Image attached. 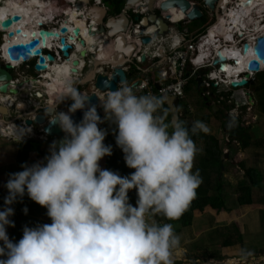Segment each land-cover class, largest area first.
<instances>
[{
	"label": "clouds",
	"instance_id": "1",
	"mask_svg": "<svg viewBox=\"0 0 264 264\" xmlns=\"http://www.w3.org/2000/svg\"><path fill=\"white\" fill-rule=\"evenodd\" d=\"M48 1H53L56 6L62 3L61 0ZM158 1L163 2V0ZM234 3L241 4H237L238 1ZM234 3L231 2L229 7L233 8ZM93 4L97 5L91 0V5ZM191 4L193 5L194 2ZM14 5L16 0H0V20L15 11ZM100 5L106 6L103 2ZM218 8L215 23L219 19V13H222L221 4ZM129 15L132 17V12ZM171 22L174 26L192 23L187 17ZM29 26L28 24V30ZM213 26L211 25L210 28ZM39 27V30L37 27L34 29L37 32L40 30L57 32L61 28L58 25ZM186 30L177 31L174 37L178 40L170 39L168 35L161 41L170 39V44L182 45L181 33ZM127 34L129 28L120 34L125 38L126 44L136 43L135 41L138 40L136 34H133L131 43L127 41ZM204 34L209 35L207 31L200 32L196 35V40L199 41ZM5 35L7 33L0 32L1 62L30 69L33 72L30 78H37V82L46 88V94L50 95L48 85L51 84V80L46 77L48 72L35 70V65L39 63L37 56L30 55L28 60L24 61L20 58L17 62L10 61L4 56L5 43L1 40L3 37L6 38ZM221 37L225 40L222 33ZM97 38L98 36L94 39L95 45L88 50L95 55L92 60L86 57L82 61L75 53L70 52L71 60L80 63L76 67L77 73L87 77L83 80L85 83L81 90H79L80 81L73 79L71 65L52 67V64H48L49 68H53V73H58V91L53 96L50 95L53 100L52 106L58 105V108L48 111L50 115L47 122L58 126L64 136L58 142L53 141L50 144L48 155L44 157L43 162L22 164L21 171L9 174L5 183V188L8 190L4 197L5 207L0 210V242H2L0 264H176V261L184 257L186 250L181 246L180 237L174 232L172 224L148 223L145 216L162 214L170 221L179 219L195 198L196 189L202 181L199 170L193 171V160L199 149L192 136L198 132L207 133L209 129L200 120L193 121L191 128L185 127L180 121H167L166 110L162 109L164 97L151 93L137 94L129 85L141 79L137 66L134 65L138 64L134 56L136 53L142 60L139 67L146 69L144 67L146 62L140 55L146 52V49L135 52L130 60L121 58V54L116 50L111 60H102L95 52L100 51L96 45ZM243 38L245 37H236V41L240 44L235 45H238L240 53L243 44L248 41ZM159 42L157 41L149 49L151 56L146 55V59L159 61V58L153 57L155 45ZM229 46L232 48L233 45ZM203 47L211 49L207 42L203 43ZM41 50L45 58L52 54L59 61L57 63L66 64L67 58H64L58 42L55 46L53 43L52 47ZM196 54L205 56L199 43ZM212 55H214L213 50ZM214 57L215 62L218 58L215 55ZM124 58L126 61L121 63ZM33 60L34 64L31 66ZM95 62H97L98 76L103 75L111 79L117 68H121L126 74L125 82L114 91H106L108 93L102 100L97 92H105L96 89L94 82H90L93 79L92 75L88 77V69ZM233 63L226 61V64ZM126 65L131 66L128 72L123 69ZM100 66L104 70L106 66L109 68L114 66V71L108 70V74H100L98 71ZM83 68L87 69V72H83ZM133 68L136 71H133ZM218 70L223 71L217 65V68L206 69V74L202 72L199 74H203V80L206 77L209 79L211 75H218ZM262 70L253 73L257 75ZM245 74L241 73L238 77L248 80L249 84L251 76L248 79ZM238 77L234 80L240 81ZM219 78L228 82L227 85L223 83L222 89L226 93L232 92L231 96L238 101L236 91L231 88V81L224 79L226 76L221 75ZM212 89L211 92L207 91L210 92V96L201 93L200 96L204 99L208 98L210 104L213 102L216 104L217 99L213 96ZM243 92V99H248L245 91ZM90 94L97 96L98 105L86 96ZM60 104H63V107H60ZM97 108L101 109L99 111L101 115L103 111V117L98 114ZM77 110L82 112V118L79 122H74L70 114ZM105 122L114 126L112 131L115 144L121 149L126 166L134 169L126 176L100 167L99 161L104 156L112 154V145L104 143L108 133L99 127ZM24 134L25 132L18 135L17 142L23 139ZM133 188L137 196L135 206L129 203L128 197L129 190ZM25 193L32 201L46 208V215L51 222L37 224L35 227L25 226L22 237L13 242L6 231V226H14V222L9 219L14 212L10 205L18 198H22ZM23 211L26 213L27 208Z\"/></svg>",
	"mask_w": 264,
	"mask_h": 264
},
{
	"label": "water",
	"instance_id": "2",
	"mask_svg": "<svg viewBox=\"0 0 264 264\" xmlns=\"http://www.w3.org/2000/svg\"><path fill=\"white\" fill-rule=\"evenodd\" d=\"M77 1L78 3L75 4V9L82 13L86 25L90 29V38L95 39L98 35L105 33L109 38H113L116 36L115 50L121 54V58L125 57L127 60H130L135 52L141 51L143 49H151V47L157 41H161L171 33L170 26L172 24V18L170 11L172 9H178L183 12V14H185V16L190 22L200 21L202 20L204 15L200 6H197L196 4L192 5L188 0H163V2H159L158 0H127L123 11L118 17L111 15L110 9L104 5H91V0ZM203 1L207 9L214 11L217 15V13L219 12L218 6L221 4L222 0ZM62 4L65 5L63 1ZM85 6L87 7L86 9ZM133 11H136V13H134L131 17L129 13H133ZM24 17L25 16L23 15L14 14L3 21L1 20V27L5 32L8 33V31H10L13 25L23 23V20L25 19ZM131 22L138 23L140 26V34L135 36L136 39L138 38V41L140 42L136 41V43L126 44L125 38L120 34L127 31ZM94 23L98 26V30L96 32L92 31V25ZM41 25L42 24L40 23V26ZM14 35L24 36L25 33L20 28H18L15 32H9L8 34V36L12 38L14 37ZM30 36L33 38V40L27 44L21 43L7 47L6 55L8 56L10 61L17 62L20 58L26 61L29 59L30 55L37 56L39 59V63L35 65V70L48 72L46 77L49 78V80H51L52 82L58 74L53 73V68H49V63L52 64V67L71 65L73 67L71 71L77 72L76 67H78L80 63L77 60H71L69 50L72 46H70V44L66 42L65 37L68 36L69 42L72 41L85 47L87 40L84 37L81 28L77 27L73 29L71 33L69 29L63 25L57 32L48 30H40L39 32H37V30H34L31 32ZM53 40H59L58 43L62 47L61 52L64 58H67L66 64H64V62L61 64L57 63L59 61H57V59L52 54L47 55L46 58L42 55V50L41 48H39L40 42L42 47H47ZM1 42L5 43L4 37L2 38ZM104 43L106 44L108 42L105 41ZM241 52L244 61H246V58L249 57V61L247 63V70H249L250 72L259 71L260 63L264 65V34L262 36L257 37L255 43L253 44H250L249 40L246 41L242 46ZM85 54L86 53L84 51L80 52V56L82 58H85ZM148 54L149 56H151V53L149 51L143 52L142 59L145 60L146 55ZM253 55L255 56V58L250 59V57H252ZM125 58L123 59L122 63L126 61ZM95 64H97V62H95ZM214 64L219 65L222 69L223 66H225L226 64V60L225 58L221 57L217 59ZM96 67L97 65H95V69ZM10 71H12L11 66L8 64H2L0 60V83L6 82V84L0 85V93L1 95H3L4 98L9 96L7 94L8 83L13 78ZM201 75L202 74H199L196 77V83L198 91L201 92L202 95H204V93L207 92L208 89L204 84H202L203 78L201 77ZM245 77L249 79L250 74L246 73ZM155 79L157 81L160 79L159 72L155 73ZM125 80V72L121 68H117L112 74L111 79H109V77L107 76L99 75L96 79H92L90 82H94L96 89L106 92L118 89V82L123 83L125 82ZM27 81L31 82L32 84H38L37 78H29L27 79ZM248 82L249 81L246 79H242L240 82L234 80L231 82V88H242L246 86ZM156 87L159 88V84H156ZM212 87L216 88V85L212 84ZM17 92L18 91L15 89L9 90L10 94H17ZM38 96L40 97L41 95L38 94ZM86 96H88L93 103H96L98 105V98L95 94H90ZM247 97L249 98V101L253 103L252 94L247 93ZM204 101L208 106L211 105L213 110L217 109V105L210 104L208 98H205ZM70 103L71 101L69 102V104ZM166 105L168 106V108L170 109V113L172 114L171 121H179V100H177L175 97L169 96L166 98ZM49 107L40 110V113L37 114L34 118L35 123L38 125H44L43 130L45 134L49 136L52 142H58L60 139H62L64 133L59 129L58 126L51 125L49 122H47V119H49L50 115L48 111L52 109L57 110L58 105ZM13 108L14 107L5 108L1 106V114L7 115L8 111ZM98 114L102 117L99 111ZM70 115L72 116L74 122H79L82 118V112L80 110H77V112ZM232 121V118H228V124L225 125V130L227 132L229 125L232 123ZM31 123V120L27 121V124L30 125ZM225 156L226 158L228 157L227 153L225 154Z\"/></svg>",
	"mask_w": 264,
	"mask_h": 264
},
{
	"label": "trees",
	"instance_id": "3",
	"mask_svg": "<svg viewBox=\"0 0 264 264\" xmlns=\"http://www.w3.org/2000/svg\"><path fill=\"white\" fill-rule=\"evenodd\" d=\"M102 2L106 5V7L110 9L111 15L118 16L123 11L127 0H102ZM202 20L197 21L198 24ZM133 71H136V69L133 68ZM256 77L258 78L260 84H256V85L248 84L247 87L253 89V93L256 95L257 98V105L260 109V112L264 115V72L257 74ZM191 82L194 84L195 81L191 80ZM187 87L188 85L186 86V89ZM198 93L200 94L199 91ZM212 94L213 96H215V99H218L220 96H224V101L221 102V104L223 105V108H225L226 110H232L234 108V106H231L232 104H229L228 102L231 98L232 92L218 94V89L213 88ZM202 100L205 107H207V104L204 101V97H202ZM220 105H218V107ZM162 109L166 110L167 113L166 120L167 119L169 120V118L172 116L169 108L166 105V99L162 106ZM183 111L185 115L189 114V110L186 105ZM222 114H223L222 108H219V111L215 113L216 116ZM182 123L184 124L185 127L191 128L192 124H186L184 122ZM99 127L105 129L108 133L105 137L104 143L106 145L107 144L112 145V154L105 156L106 157L105 169H109L114 172H117L121 176H126L129 173L133 172L134 169H131L126 166L123 159V153L121 149L117 147L115 144L114 133L112 131V128L114 126L105 122L100 124ZM240 127L241 126L239 125L238 120L234 121V125L232 124L231 126H229V132H228L229 142L226 143V146L231 151H233V153L238 149L232 146L234 143L236 142L239 143L241 149L243 150L249 148L251 144L252 138L250 133H248V130ZM192 139L195 141V144L199 143L200 141L201 143H203V147H204L203 148L204 152H202V157L200 159V162L198 163L197 167L193 169V171H196L197 169L199 170V175L201 177L202 182L200 183L199 187L196 189L195 198L183 211L179 219L170 221L163 216L165 222L177 224L183 228L192 227L193 216L197 211L203 212V210L208 206L218 211L226 208V199L223 197V187L219 181V178L221 177L220 176L221 168L224 166L223 164L225 158L224 148L220 145V141L215 136L203 132H198L196 135L192 136ZM39 143L36 141H32L20 145L22 149H20L16 157L15 172L22 170L21 167L22 164L31 165L36 162H43L44 157L48 155V153L41 151L42 149L39 151L38 146H41V144ZM35 144H38V146H35ZM35 150L37 151L36 154L31 155V153ZM247 173L248 176L250 177L249 185L244 184L238 188L240 192V195L238 196V204L240 206H248V205H252L253 203L251 199V185H256V180H254L255 176L252 177L251 170H248ZM212 175L216 176V182L212 180ZM8 178L9 175L6 178L5 182H3L2 184L0 183V210H2L5 207L4 197L8 193V190L5 188V183L8 180ZM129 203L135 206V203L133 202H129ZM10 207L13 208L14 212L13 215L9 217V219L14 222V226H6V231L9 236V239L12 240L13 242L18 241L22 237L23 228L25 226L35 227L37 224H44L51 222L50 218L46 215V208L32 201L27 196L26 193L22 198H18L16 202L11 204ZM25 208H27L26 213L23 211V209ZM160 222L161 221H157V224H161ZM222 235L223 238L224 236H226L225 246L231 247L234 243L233 240L234 233L228 231L227 235H224V233H222ZM240 237L241 235L239 236V238ZM211 240L213 241V239ZM200 249L206 251L205 256L211 257L210 255H208V251H209L208 248H204V244L200 247ZM211 255L212 257L215 256L214 253H212ZM218 256L219 255L215 257Z\"/></svg>",
	"mask_w": 264,
	"mask_h": 264
},
{
	"label": "crops",
	"instance_id": "4",
	"mask_svg": "<svg viewBox=\"0 0 264 264\" xmlns=\"http://www.w3.org/2000/svg\"><path fill=\"white\" fill-rule=\"evenodd\" d=\"M240 1H238L237 4H239ZM231 5V4H229ZM241 5V4H240ZM217 19V18H216ZM215 18L212 19L210 17V19L208 21H206V23H199L195 26V23H183L180 24L178 26H172V30L171 33L169 34L170 39L171 38H175L176 40L178 38L174 37V34L176 35L177 31H182L183 29H187L190 32V36L191 37H196L197 34H199L200 32H205L207 31L209 34L212 32L213 29H215L217 26H219V19L216 21V23L214 22V20H216ZM175 22V21H174ZM211 25H214L213 27L210 28ZM36 28V27H34ZM215 36L217 37L219 34L218 33H214ZM221 36V34H220ZM209 38V35H208ZM170 39H168L166 41V43H171ZM175 40V41H176ZM172 41V40H171ZM55 44H57V42H54V46ZM97 45V44H96ZM235 46V45H233ZM232 48H235L233 47ZM237 50H239L238 48H235ZM234 50V49H233ZM145 64L144 67L148 68L150 65V60L145 59ZM159 61L156 60H151V63L155 65V63H158ZM18 73L21 72H25L27 71V73H30V71H28L27 67H20V69L18 70ZM198 76V75H197ZM196 76V77H197ZM203 76V74L201 75V77ZM196 77L192 78L191 80L195 81L194 84L196 83ZM26 78V77H25ZM191 80L188 83V87L187 89H185V94H187L190 90L191 87L196 88L197 89V83L193 86L191 85ZM76 86V84H75ZM56 87V86H55ZM57 88V87H56ZM249 88V87H246ZM251 90H253L251 88ZM198 91V89H197ZM208 91L211 92V90L209 89ZM241 91H245V89H241ZM201 93V92H200ZM189 94V93H188ZM199 94V93H198ZM50 95H54V93H50ZM200 96V94H199ZM239 98H236L238 100L243 99L242 94L240 96H238ZM202 98V97H201ZM166 99V98H165ZM52 105V104H50ZM168 107V106H167ZM210 106L207 105L206 108H208ZM201 109V111H203L205 108H198ZM170 110V109H169ZM188 110H191L192 112V108L191 106L188 107ZM180 109L178 108V114L180 113ZM181 115V113H180ZM172 116V114H171ZM172 117L169 118V120L167 119V121H171ZM218 120H221L220 118ZM179 121H181L180 116H179ZM259 123H263L262 120ZM207 126V128L209 129V132H207L206 134L209 135H213L216 137L217 133L216 131L211 132V126H210V122H207L205 124ZM217 128H219V126H217ZM219 135H221V130L220 128L217 129ZM225 130V129H224ZM169 131H171V128H169ZM256 131V130H255ZM261 133L264 135V127L260 129ZM229 132V131H228ZM228 132L225 131V145L223 147L224 148V153L228 155V157L224 158L223 164L224 166L221 168V174H220V184L223 187V197L226 199V208L222 209L220 211L215 210L211 207H207L203 210V212H195L194 216H193V223H192V227L190 228H183L180 227L177 224H172L173 230L176 234L179 235L180 237V242H181V246L183 248L186 247L187 242L189 243H194L197 239L199 240L200 237H202V243L204 244V248H208V255L209 256H205L206 251L205 250H201V252H203L202 256H198V254H194V255H185L184 260H178L176 261V264H184L183 261H185V263L188 264H207V261H211L212 263L215 262H222L224 260H226L227 254L232 250V248H236L238 246H242L245 244V229H246V225H241L240 223H243L241 220H237L245 211H243L244 209L250 208V206H255L257 205V203H259L260 200L264 199V196L262 198H260L259 200H256V203L254 201V190H258V187L260 186H264V182L262 181V178H260V176H264V144H262L258 139H251V144L250 147L243 150L240 149L239 151H235L233 153V151H231L227 146L226 143L229 142V136H228ZM222 137V135H221ZM224 137H222L221 139H223ZM264 137V136H263ZM5 142H11L8 140H4ZM43 142V141H42ZM12 144H15L14 149L17 150V155L20 151V149H22L20 147V145L26 142H11ZM264 143V140H263ZM200 144H203L199 141V143L196 144L197 148L199 149V151L196 153L195 158L193 160V169L197 167L198 163L200 162V159L202 157V152H204L203 150V146H200ZM19 145V147H18ZM236 147L240 146L239 143L236 142ZM263 146V147H262ZM43 151V150H42ZM7 153V150L5 151ZM36 150L33 151L31 153V155H35L36 154ZM251 154H248V153ZM9 153V152H8ZM232 155V162L233 165H237V170H234L235 168L232 167L231 171H228L229 168V155ZM0 155L2 156L0 159V164L3 163L5 161V166H2V164L0 165V183L2 184L3 182H5L6 178L8 177V175L10 173H13L16 171V158L15 160L13 159L12 162V166L8 168V162L6 160V156H4L5 154L1 153L0 151ZM16 155V157H17ZM100 167L105 169L106 166V157L104 156L100 161H99ZM11 169V171L6 172V170ZM251 170L252 173V177L255 176L254 180H256V185H251V199H252V205H248V206H240L238 204V198H234V196L236 195V192H239L238 188L241 187L242 185L246 184L249 185L250 183V177L248 176L247 171ZM256 172V173H255ZM259 176V177H258ZM249 177V178H248ZM258 177V178H257ZM260 178V180H258ZM212 180L214 182H216V176L212 175ZM230 188V189H229ZM261 189V187L259 188V190ZM232 191V192H230ZM227 192V195H226ZM240 193V192H239ZM128 197H129V202H136L137 196L135 194V189H131L128 192ZM228 200H234L233 206H231V208H229V206L227 205ZM233 202V201H232ZM237 205H239V208H241L240 210H232L234 209L233 207H236ZM264 213V211L260 212V215ZM152 219V221H151ZM155 221V222H154ZM157 221H161L160 223H167L165 222V219L163 217L162 214H156L154 216V218H150L149 219V223H156ZM257 224H252L251 230H256ZM228 231L234 233V244L231 247L225 246L226 244V236H224V238L222 237V233H224V235H227ZM221 232V233H219ZM238 234V235H237ZM208 235V237H207ZM241 235V237L239 238V236ZM244 235V236H243ZM213 238H212V237ZM213 239V241L211 240ZM184 240V241H183ZM240 244V245H238ZM243 247V246H242ZM196 248V247H194ZM235 251L237 252L238 249H235ZM190 252V250H189ZM186 253V252H185ZM212 253H214L215 256L219 255L218 257H212ZM253 253V252H252ZM238 254V253H236ZM234 257V256H233ZM255 259V257L253 258Z\"/></svg>",
	"mask_w": 264,
	"mask_h": 264
},
{
	"label": "bare ground",
	"instance_id": "5",
	"mask_svg": "<svg viewBox=\"0 0 264 264\" xmlns=\"http://www.w3.org/2000/svg\"><path fill=\"white\" fill-rule=\"evenodd\" d=\"M45 1L46 0L44 1L22 0L21 2H19L16 0V5H14L15 13L14 12L11 14L9 13L7 17L8 16L10 17L14 14H19V15L25 16L24 17L25 19L23 20V23L13 25L15 29L14 31L11 30L13 27L10 29V31H8L5 40L12 39L13 43L9 42L7 45H5L4 47H6V50L8 46L17 45L21 43L27 44L28 42H30V40H32L31 36L28 38H21L22 36H17V35H14L13 38L8 36L9 32H15L18 28H20L22 31H27L30 34H31V31L35 30V29L31 30L32 20L30 17V13L34 14V16L37 17V19H42V18L51 16L49 20H46L47 22L44 24L45 26H53V25L63 26L64 25L69 29L71 33L73 29L77 27L81 28L83 35L87 40L86 41L87 43L85 47L79 44H75L76 50L80 51L83 48H86L87 50H91L92 47L95 45V43H93L92 41L93 39H91L89 36L90 29L86 25L83 15L79 16V13L81 12L78 13L75 9V4H77L78 1L77 0H61L63 1V3H65V6L62 3L60 4L58 3V5L56 6L53 1H48V0L46 2ZM58 1L59 0H57V2ZM235 1L236 2L240 1L241 5H236L234 3ZM44 2L46 3V5ZM231 2L234 3V8L236 9V11L229 7V4ZM20 3H22L23 5H20ZM48 6H49V10H47ZM221 6L223 7V10H222L224 12L223 14L229 12L230 17L233 19V22L230 20H225L224 18L221 19L219 17V24H218L219 26L213 29L212 32L209 34V38H208L209 41L207 45H209L210 48L213 50L216 58L219 59L222 57V58H225L226 61L234 62L233 64H225V66H223L222 69L224 72L221 71V75L223 77L226 76V78L224 79H229L232 82L234 81L235 77H238L239 74L241 73H247V74H250L251 77H253L254 73H251L250 71L247 70V63L249 61V57H247L246 61H244L242 57V52L240 53V50L235 49V48H238L237 47L238 45L236 46L235 44L236 43L240 44L238 41H236V37L238 36L245 37V38L248 37L246 39L245 38L243 39L250 40L249 41L250 44H253L255 43L257 37L262 36L264 34V0H252V1L251 0H222ZM43 9H44L43 14L42 15L39 14V12H41ZM175 10H178V9H172L170 11L173 22L183 20L186 17L185 14H183V12H181L180 10H178V12L174 14ZM56 11H59L61 13L57 14L55 13ZM37 19L35 23L40 26V23L42 24V22ZM1 22L2 21L0 20V29L2 28ZM66 23H69V25H67ZM28 24L30 25L29 30L27 28ZM93 25H95V27L92 29V31L96 32L97 31L96 24L94 23ZM39 26L37 27V29L40 28ZM85 28L88 31L86 32V35L84 32ZM214 33H218L219 36L216 37ZM221 33L224 35L225 40L222 39V37L220 36ZM65 38H66V42H69L68 36H66ZM88 41H91L93 44H89ZM101 41L97 42V46L100 49V51L99 52L95 51V52L98 53L97 55L101 56L102 60H111L108 58L109 55L110 56L112 55V57H114L116 53L113 44L111 43V44L106 45ZM54 42H59V40L51 41V45H48L47 47H42L41 42H40L39 48H45V49L50 48L53 46ZM70 42L73 43L72 41ZM229 45H235L233 46L235 48H231ZM6 50H4V54H5V57L8 59V56L6 55ZM83 51L85 52V50ZM252 58H255V56L253 55L252 57H250V59ZM70 69L72 68L70 67ZM262 69H264V65L260 63L259 71H261ZM71 73L72 75H78L77 72L71 71ZM216 76L217 78H219L218 75ZM56 78H54L53 82L51 81V84L48 85L50 93H56L58 91V85H57ZM97 109L98 111H101V109L99 108Z\"/></svg>",
	"mask_w": 264,
	"mask_h": 264
},
{
	"label": "rangeland",
	"instance_id": "6",
	"mask_svg": "<svg viewBox=\"0 0 264 264\" xmlns=\"http://www.w3.org/2000/svg\"><path fill=\"white\" fill-rule=\"evenodd\" d=\"M44 1V0H41ZM47 1V0H46ZM45 1V2H46ZM44 2V3H45ZM20 5H23L22 3H20ZM46 5V3H45ZM45 9V8H44ZM44 9L39 12V14H43ZM47 10H49V6L47 8ZM77 11V10H76ZM229 11V10H227ZM79 13V11H77ZM178 10H175L174 14L177 13ZM13 13V12H12ZM15 13V12H14ZM11 14V13H10ZM82 15V13H79V16ZM30 17L32 20V28L31 30L34 29V27H38L39 25H37L35 23L37 17L34 16V14L30 13ZM51 16H48L46 18H42V19H37L40 20L42 22V24L44 25L47 21L49 20ZM219 17L221 19H225V20H230L233 22V19L230 17L229 12L223 14L219 13ZM41 18V17H40ZM231 18V19H230ZM209 20V19H208ZM77 22V21H76ZM67 25H69V23H66ZM198 24V22L195 23V26ZM95 25H92V28H94ZM11 30H15L14 27ZM58 31V30H57ZM25 33V35L21 38H28V32L27 31H23ZM85 35L86 32H88L85 29ZM8 41V42H7ZM93 43H95V40H92ZM9 42H12V39H6L5 40V45H7ZM89 44H93L91 41H88ZM4 50H6V47H3ZM109 59L113 58L112 55L108 57ZM34 64V60L30 63V65L32 66ZM88 69V66H87ZM86 69V70H87ZM264 69L262 70L263 73ZM73 79H77L79 81H83L85 78L82 76L79 72L78 75H72ZM89 77V76H88ZM249 84H260L258 81V78L255 76L253 79H250V83ZM191 85L193 86V83H191ZM247 86H245L244 88H239V89H234L236 91V96H240L241 94H244L243 91H241V89H245V93H251L253 96V103H251L249 101V98L247 99H241L238 100L235 103V100L232 99V102L229 104H232L231 106H234V108L232 110H226L225 108H223V105L221 104H217L220 105L219 107H217V109L213 110L212 107L206 108L205 105L203 104V100L201 98V96H199L198 91L196 90V88L193 89V87H191V90L185 94V99L182 102L181 106L185 107V105L187 107L191 106L192 108V112L191 110H189V114L185 115L184 111H181V115L179 113L180 119L181 121H183L186 124H192L193 121L195 120H200L202 122H204L205 124L207 122H210V126H211V132L216 131L217 135L216 138L220 141V145L223 147L225 144V125L228 124V118H232L233 119V123H231L229 126H231L232 124L234 125V121L239 122V125L248 130V133H250L252 140L253 139H258L262 144L263 140H264V135L261 133L260 129L264 127V115L260 112V109L257 105V98L256 95L253 93V90H251V88H246ZM226 88V87H223ZM212 104H215V102H213ZM243 105V107H242ZM205 108L203 111H201V109L198 108ZM219 108L223 109V114L222 115H215L216 112L219 111ZM221 120H218V119ZM262 120L263 123H259ZM217 126H219L221 132L222 137H224L223 139H221V135H219V133L217 132L219 128H217ZM240 127V128H241ZM256 130V131H255ZM209 132V131H208ZM48 143V141H43L41 143V146H38V144H35V146H38L39 151L42 149L43 152H49V146H47L46 144ZM236 143H234L232 146L235 148H238L236 151H239L241 149L240 146L235 145ZM15 144H12L11 142H5L4 139L0 138V151L1 153L5 154L4 156L7 155L6 160L8 162V168L12 166V162L13 159L15 160L16 155H17V150L14 149ZM200 146H203V144H200ZM231 146V148H232ZM19 147V145H18ZM21 147V146H20ZM263 147V146H262ZM225 148V147H223ZM234 149V148H233ZM7 150V153L5 152ZM41 150V151H42ZM9 152V153H8ZM248 154H251L250 152ZM1 155H0V159H1ZM232 155L230 153L228 162H229V168L228 171H231V168L234 167V170H237V165H233L232 162ZM2 166H5V161L3 163H1ZM0 164V165H1ZM232 166V167H231ZM7 168V169H8ZM11 171V169L6 170V172ZM259 177V176H258ZM257 177V178H258ZM260 178H262V181L264 182V176H260ZM260 178L258 180H260ZM261 187V189L259 190V188ZM258 187V190H254V201L256 203V200H259L260 198H262L264 196V188L262 186ZM230 189V188H229ZM232 192V191H230ZM227 195V192H226ZM240 195L239 192H236V195L234 196L235 200L236 198H238V196ZM233 201V202H232ZM234 200H228L227 205L229 206V208H231V206H233ZM234 210H240L241 208H239V205H237L236 207H233ZM243 211H245L237 220H241L243 223H240L241 225H246V235H245V244L242 246H238L236 248H232L233 251L229 252L227 254V259L222 261V262H215L212 263L211 261H207V264H264V213H262L260 215L261 211H264V199L260 200L259 203H257V205L255 206H250V208L244 209ZM154 218V217H153ZM152 221V219H151ZM155 222V221H154ZM157 223V222H156ZM252 224H257L256 230H251ZM244 236V235H243ZM208 237V235H207ZM184 241V240H183ZM186 247L184 248L186 250L185 255H194V254H198V256H202L203 252H201L200 247L203 245L202 243V237L199 238V240L197 239L194 243H185ZM234 244V243H233ZM240 245V244H238ZM196 247V248H194ZM235 249H238V251L236 252ZM190 250V252H189ZM253 252V253H252ZM238 253V254H236ZM234 256V257H233ZM184 257L182 260H184ZM255 257V259H253ZM184 264H188L185 263V261H183Z\"/></svg>",
	"mask_w": 264,
	"mask_h": 264
},
{
	"label": "built area",
	"instance_id": "7",
	"mask_svg": "<svg viewBox=\"0 0 264 264\" xmlns=\"http://www.w3.org/2000/svg\"><path fill=\"white\" fill-rule=\"evenodd\" d=\"M93 2L97 5L102 4L101 0H93ZM134 13H136V11H133L132 15ZM139 29H140L139 24L131 22L129 26V34L126 35L128 43L133 42V39H132L133 34L139 35ZM0 31L5 32L2 28L0 29ZM181 38H182L181 41L183 42L182 45L169 44V43H166V40H163L157 43L155 45L156 50L154 52L153 57L155 59L159 58L160 62L155 63L154 65L151 63V59H149L150 65L146 69L139 67L140 66L139 64H142V60H141V57L138 56L136 53L134 56L137 59L138 64H134V65L137 66L138 74L140 75L141 79L137 80L134 83H129V85L133 87V90L136 91L137 94L151 93L153 95L161 96L164 98H167L169 96L175 97L180 102V105H179L180 111H183L184 107H182L181 104L185 99V89L189 81L192 78L196 77L197 74L201 72L206 74L205 71L209 67L217 68V65L214 64L215 57L214 55H212V50L209 49L208 47H203V43L204 42L208 43L209 41L207 34H204L203 36H201L199 38V41H197L196 38H192L190 36V33L186 30L181 33ZM198 43L201 46L202 51H204L205 56L201 57L199 54L195 55V51H196ZM147 51H149V49H146V52ZM208 56L210 57L208 58ZM130 63L133 64L132 62ZM101 66H104V65H101ZM101 66L98 69L100 74H103V73L108 74L107 72L108 70L111 72L114 71V66H111V68L106 66L105 70ZM130 68H131L130 65H126L123 69L126 72H128ZM156 72L160 73V79L158 81L155 79ZM109 75L111 76V73ZM255 75L256 74L254 73L251 79H253ZM90 76L91 75H89V77ZM218 76H221L220 70H218ZM241 79L242 78H239V80ZM83 83L84 82H82V84ZM223 83H225V85L228 84V82H226L225 80H222L220 78H217V76H212V75L209 79H207L206 77L202 81V84H204L207 89L213 88L212 84H215L216 88H218V94L226 93L225 90L222 89L221 87ZM121 84L122 83H118V87H120ZM156 84H159V88L156 87ZM97 93L100 95L101 100H102L108 92L100 93L98 91ZM210 95H211L210 92H206L204 94V96H210ZM232 99L235 100L234 96H231L228 102L231 103ZM223 101H224V96H220L217 99L216 104H221V102ZM236 101L237 100H235V102ZM102 117H103V111H102ZM41 131L43 134H41L39 139L49 141L48 139L49 137L45 135L43 127ZM135 194H136V190H135ZM154 216L155 215L148 214L145 216V219L149 223V219Z\"/></svg>",
	"mask_w": 264,
	"mask_h": 264
},
{
	"label": "flooded vegetation",
	"instance_id": "8",
	"mask_svg": "<svg viewBox=\"0 0 264 264\" xmlns=\"http://www.w3.org/2000/svg\"><path fill=\"white\" fill-rule=\"evenodd\" d=\"M188 1L190 3L194 2V4H196L197 6H200L201 10L203 11L204 15L202 18L203 20L200 22L201 24L206 23V21H208V19H210V17L212 19H214L216 17V13L214 11H211L209 9H205V5H204L203 0H188ZM221 9L223 10V7ZM231 9L236 11V9L234 7ZM196 22L197 21H194L192 23H196ZM172 26H174V25L171 24V26H170L171 30H172ZM86 28H87V26H86ZM96 28L98 30L97 25H96ZM27 37H30L29 32H28ZM99 41H101L103 43L105 41H107L108 43H106V45L112 43L114 46V49H115V37L109 38L107 36V34L105 33V34L98 35L97 42H99ZM68 44H70L72 46L71 49L69 50V52L75 53L79 57V59L82 61L86 57H88V60H92L95 56L91 52L89 53V51L86 48H83L82 50L77 51L76 47H75V44H77V43L68 42ZM83 50H85V53H86L85 58H82L80 56V52ZM140 55H142V53ZM4 65H7V63H5ZM95 65L96 64L93 63V66L88 69V74L92 75L93 79H96L98 76L97 75V69H95ZM19 69H20V67L11 66L12 71H10V73L12 74L13 78L8 83L7 94L9 96L4 98L3 95H1V93H0V107L1 106L5 107V108L14 107L13 109H10L8 111L7 115L1 114V111H0V138H2L4 140L11 141V142H17L18 141V135L23 134L25 132V134L23 136L24 140H22L20 142L28 143V142L36 141L38 143L40 142L39 144H41L42 141H45V140H41V141L39 140V138L42 134V131H41L42 126L36 124L34 118L37 114L40 113L41 109H44V108H47V107L53 105L52 96L46 94L47 93L46 88L41 86L39 83L38 84H32L31 82L27 81V77L30 78V75H32V73H33L30 69L28 70V71H30V73H27V71H25L26 74H25V72L18 73ZM82 70H83V72H87L85 68H83ZM82 82L83 81L79 82V85H80L79 90L82 89V86L85 83L84 82L82 84ZM2 84H6V82L0 83V85H2ZM10 89L17 90L18 91L17 94H10L9 93ZM38 94H40L41 96L39 97ZM50 104H52V105H50ZM60 107H63V104H60ZM28 120L32 121V123L30 125L27 124ZM51 143H52V141L50 139L46 145L50 146Z\"/></svg>",
	"mask_w": 264,
	"mask_h": 264
}]
</instances>
